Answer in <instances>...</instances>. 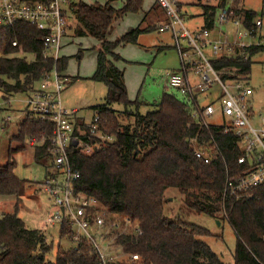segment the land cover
Returning a JSON list of instances; mask_svg holds the SVG:
<instances>
[{
    "label": "trees",
    "instance_id": "1",
    "mask_svg": "<svg viewBox=\"0 0 264 264\" xmlns=\"http://www.w3.org/2000/svg\"><path fill=\"white\" fill-rule=\"evenodd\" d=\"M224 2L214 0L209 5L200 4L204 15L202 29L212 27L213 10ZM233 3L236 6L233 12L243 18L244 26L253 28L257 12L244 8L242 0H233ZM141 8L142 0H124L119 8L108 2L79 3L73 8L78 23L76 35L91 36L99 42L96 67L89 79L106 86L103 103L91 108L99 117V135L106 138H90L82 120H75V133L85 130L84 143L92 145L89 152L72 143L69 145L71 165L79 171L75 188L97 198L120 218L136 221V230L128 227L126 233L117 238L128 256L136 254L139 257L128 259L125 264H226L197 238L211 235L208 229L186 223L181 217L166 215L164 193L170 187L183 194L191 210L227 221L235 233L233 264H264V183L251 189L245 197L223 198L222 195L226 168L231 177L243 168L237 161L240 151L233 135H216L224 161L219 159L205 164L195 158L187 142L199 128L190 119L188 108L175 95L163 92L155 108L144 114L138 111L142 103L137 97H128L123 69L116 65L122 59L117 48L136 44L140 34L156 30V25H142L148 13L156 11L158 22L165 18L164 14L153 2L135 27L113 40L107 36L115 21ZM43 36V31L28 22L0 27V92L4 100L14 93L26 94L53 68V59H44L41 54ZM262 48L264 45L248 47V58L244 61L240 57H221L211 62L216 68L236 66L249 74L251 56ZM28 55L32 58L28 59ZM66 65L65 56L56 61L60 72ZM115 104L122 105L124 111L116 110ZM120 113L132 120L122 122ZM52 129V122L37 120L25 112L17 133L12 136V140L21 145L11 148L10 154L24 148L25 140L48 138ZM207 132L202 129L200 133L207 137ZM33 158L35 161L49 160L45 176L51 174L48 141L33 146ZM14 164L10 155L8 162L0 166V195L16 197L13 212L0 217V264H101L85 241L76 248L58 244L54 259H48L52 242L41 230L28 228L17 214L26 180L14 174ZM59 235L71 240V228L59 226Z\"/></svg>",
    "mask_w": 264,
    "mask_h": 264
},
{
    "label": "built area",
    "instance_id": "2",
    "mask_svg": "<svg viewBox=\"0 0 264 264\" xmlns=\"http://www.w3.org/2000/svg\"><path fill=\"white\" fill-rule=\"evenodd\" d=\"M213 1L206 0L204 4L209 5ZM154 2L165 17L157 22L156 30L168 33L173 39L180 63L178 70L166 75L165 84L188 108L190 119L199 128L195 135L187 138L188 147L195 158L205 164L219 159L224 161L216 135H233L240 151L237 161L243 168L235 177H231L226 168L222 195L223 198L245 197L251 189L264 183V114H258L262 124L255 126L249 74L236 66L216 68L211 60L221 57L247 60L248 47L264 45L263 21L256 15L254 27L246 28L243 18L233 12L236 8L233 0H225L222 6L213 10L211 28L189 29L178 0ZM79 3L86 2L0 0V27H11L22 21L35 25L44 32L42 57L52 58L55 62L53 68L25 94L24 99L25 112L31 113L37 120L53 123L48 138L28 140L32 147L49 142L51 174L41 182L53 206L47 222L69 226L71 240L76 243L74 248L83 241L87 242L101 264H121L123 260L120 256L126 255V252L117 238L125 234L128 227L136 230L137 223L113 214L97 198L78 192L75 182L79 178V171L72 167L69 156L72 140H76L75 145L82 151L91 150L92 145L84 143L85 130L90 138H106L99 135L98 115L84 124L85 130L75 133L76 110L66 109L61 104V91L68 79L58 70L56 61L70 26L69 14ZM261 10L264 13V0H261ZM256 37L258 41L252 42ZM215 87L219 88L217 95H212L211 91ZM203 94L212 95L209 102H203ZM202 129L208 131L207 137L200 133ZM138 258L136 254L128 257L129 260Z\"/></svg>",
    "mask_w": 264,
    "mask_h": 264
},
{
    "label": "rangeland",
    "instance_id": "3",
    "mask_svg": "<svg viewBox=\"0 0 264 264\" xmlns=\"http://www.w3.org/2000/svg\"><path fill=\"white\" fill-rule=\"evenodd\" d=\"M83 1L89 4H103L108 2L111 6L119 8L122 6L124 0ZM178 1L180 3V8L183 5L189 4L187 5V7L189 6L187 10L188 13L191 14H200L202 12L200 4L206 3V0ZM152 3V0H142V8L138 12L126 13L122 19L115 24L114 33H120L121 31L127 30L129 27L136 26L144 13L151 7ZM244 6L252 8L257 12L258 17L263 21L264 27V13L261 10V0H244ZM155 12L148 13L142 25L155 27V21L158 19ZM69 16L70 24L73 26L72 29L74 30V25L76 26L78 24L75 13L72 11ZM187 19L184 21L189 28L188 24L190 25V23H187ZM194 25L198 26L199 24L195 23ZM245 41L250 40L246 39ZM257 41L258 37L252 40L254 43ZM89 42L94 43V38L90 36L73 37L72 43L60 50V55L67 57L68 62L65 70L67 69L66 72L68 74H76L77 63H80L82 59L81 67L83 65L85 66L83 71H88L92 66V62L87 57L88 53L84 50ZM157 45L160 46V49H158L159 47ZM79 48L83 49L82 59L77 58ZM124 53L126 54V56H124L126 57V61H119V64L125 66L126 69V88L128 97L130 99L138 97V100L141 99L143 101L138 108L140 113L144 114L147 111H152L163 92H173L164 82L166 75L180 66L173 39L166 32L151 30L140 34L136 44H126ZM1 55L2 53L0 52V56ZM27 58L31 59L32 57L28 55ZM250 59L251 65L248 85L253 89V94L251 96V106L255 114L253 123L255 126H259L262 124V120L259 118L258 114H264V48L253 54ZM66 84L67 86L63 92L65 103L69 106L76 105L79 109V113L84 116H89L93 113L92 109H89V105L101 104L104 101L105 87L101 82H95L93 85H88L87 83L77 84V82L65 83V85ZM218 89L217 87L213 88L211 94L217 95ZM212 95L203 94V102H209ZM24 99L25 93L18 92L9 96V102H4L0 92V166L5 165L11 155L15 161L13 167L14 174L26 180L24 193L21 195V202L17 214L22 218L28 228L41 230V232L45 234L46 239L52 242L53 249L47 254V257L53 260L58 244L64 248H71L74 247L76 243L65 237H60L58 224L47 222V219L52 215L53 206L41 182L44 180L45 165L49 160L41 159L35 161L33 158V147L28 144V140H25L24 148L17 149L16 151L14 150V152L10 154L11 148H16L21 145L19 142L13 141L12 136L17 133L18 123L25 117ZM114 108L121 112L124 111V107L119 104H115ZM13 115L17 116L12 118ZM118 115L122 122L132 120L131 117L128 118L121 113ZM8 117H10L9 120L7 119ZM164 194V211L166 215L170 218L181 217L186 223H193L208 229L211 235L197 238L207 244L224 263L233 264L235 233L227 221L222 218L217 219L204 213H197L191 210L185 204L183 194H181L177 188H167ZM15 200L16 197L13 195H0V217L4 213L13 212ZM128 257L127 254H121L120 258L123 260L121 264L126 263Z\"/></svg>",
    "mask_w": 264,
    "mask_h": 264
},
{
    "label": "crops",
    "instance_id": "4",
    "mask_svg": "<svg viewBox=\"0 0 264 264\" xmlns=\"http://www.w3.org/2000/svg\"><path fill=\"white\" fill-rule=\"evenodd\" d=\"M152 2H154V0H152ZM153 4V3H152ZM242 6L244 7V8H246V9H252V8H247L246 6H244V0H242ZM187 5H189V4H186V5H183V6H181V8H180V10H181V12L183 13V16H184V19L186 20L188 17V19H187V23L189 22L190 23V25L188 24V26H189V28L190 29H195V28H198V27H201L202 25H203V22H204V15H203V13L201 12L200 14H191V13H188V7H187ZM115 7V6H114ZM253 10V9H252ZM124 16V15H123ZM122 16V17H123ZM122 17L120 18V19H122ZM120 19H118L117 21H115V23L113 24V29H112V31H111V33L107 36V38L109 39V40H113V39H115V38H117L118 36H120L122 33H124L125 31H127V30H129V29H131V28H133V27H135V26H133V27H129L127 30H125V31H121L120 33H114V28H115V24L116 23H118L119 21H120ZM157 20L155 21V25H157ZM196 24H201L200 26L198 25H194L195 23ZM139 23V22H138ZM137 23V24H138ZM75 25H74V30L72 29L73 28V26L70 24V26H69V28H68V30H67V32H66V35L64 36V39H63V43H62V46H61V49H63V48H65V47H67V46H69L71 43H72V38L73 37H87V36H77L76 35V33H75ZM157 31V30H156ZM71 34H70V33ZM158 32V31H157ZM170 36V35H169ZM91 37V36H90ZM93 38V37H92ZM88 39V38H87ZM94 43L93 42H89V44H87V46H86V48H84V50L88 53V55H87V57L89 58V60L92 62V66L90 67V69L88 70V71H83L84 70V65L81 67V61L83 60L81 57L83 56V53H82V50L83 49H81V48H79L78 49V54H77V58L78 59H82L81 61H80V63H77V71H76V74H68L67 72H66V70L64 69L63 71H62V74L64 75V76H66L67 77V79H68V81L66 82V83H71V82H77V84H81V83H87L88 85H93V83H95V82H98V81H94V80H92V79H89V77H90V75L93 73V71L95 70V67H96V53H97V47L99 46V42L94 38ZM158 47H160L159 45H157ZM157 47V48H158ZM60 49V50H61ZM125 49H126V44L125 45H123V46H119L118 48H117V52H118V54L120 55V57L122 58L121 60H119V61H126V57H124V56H126V54L124 53V51H125ZM60 57H64V55H60ZM66 57V56H65ZM119 61H117L116 62V65L117 66H119V67H121L122 69H123V73H124V82H125V85H126V69H125V66H123V65H121V64H119ZM67 62H68V60H67ZM176 70H178V68L177 69H174L173 71H176ZM172 72V71H171ZM73 77H76V79L74 80V81H71V78H73ZM166 78V77H165ZM79 82H81V83H79ZM164 82H165V79H164ZM103 84V83H102ZM104 85V84H103ZM67 86V84L64 86V88H63V90L61 91V95H60V97H61V104H62V106L64 107V108H66V109H69V110H76V116H75V120L76 119H80V120H82V123H83V126H84V124L85 123H87V122H89V120L94 116V113H92L91 115H89V116H84V115H82V114H80L79 113V109H78V107L76 106V105H67L66 103H65V101H64V97H63V92H64V89H65V87ZM104 87H105V93H106V86L104 85ZM105 96V95H104ZM161 97V96H160ZM138 98V97H137ZM160 99V98H159ZM103 100H104V97H103ZM102 100V101H103ZM139 101L140 102H143L141 99H139ZM4 102H9V98H8V100H4ZM103 103V102H102ZM95 105H97V104H95ZM95 105H85L86 107H89V109H91L92 108V106H95ZM86 107H83V108H86ZM24 109H25V107H24ZM17 115H13L12 116V118H15ZM9 118L10 117H8L7 119L9 120ZM44 234V233H43ZM45 235V234H44Z\"/></svg>",
    "mask_w": 264,
    "mask_h": 264
},
{
    "label": "water",
    "instance_id": "5",
    "mask_svg": "<svg viewBox=\"0 0 264 264\" xmlns=\"http://www.w3.org/2000/svg\"><path fill=\"white\" fill-rule=\"evenodd\" d=\"M72 144H74V145H75V144H76V140H72Z\"/></svg>",
    "mask_w": 264,
    "mask_h": 264
}]
</instances>
